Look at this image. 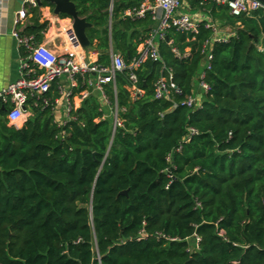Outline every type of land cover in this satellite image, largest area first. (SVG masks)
Listing matches in <instances>:
<instances>
[{
	"label": "trees",
	"instance_id": "obj_1",
	"mask_svg": "<svg viewBox=\"0 0 264 264\" xmlns=\"http://www.w3.org/2000/svg\"><path fill=\"white\" fill-rule=\"evenodd\" d=\"M140 2L112 0L111 12L110 0L77 3L100 63L109 62L110 45L126 62L135 54L151 16L123 12ZM187 4L231 27L226 40L208 45L199 107L154 99L153 84L167 68L183 91L173 101L194 90L211 39L203 22L197 34L170 29L171 45L158 43L161 59L137 72L141 97L130 99L126 71L116 93L104 87L125 108L113 135L96 93L63 126L41 96L29 97L20 127L0 100V264H264V14ZM30 13L23 32L38 42L45 24L37 8ZM43 96L53 99L54 88ZM189 128L196 133L184 140Z\"/></svg>",
	"mask_w": 264,
	"mask_h": 264
},
{
	"label": "built area",
	"instance_id": "obj_2",
	"mask_svg": "<svg viewBox=\"0 0 264 264\" xmlns=\"http://www.w3.org/2000/svg\"><path fill=\"white\" fill-rule=\"evenodd\" d=\"M8 0H0V34L6 32V18L3 16V10L7 6ZM188 0H141L139 6L126 9L123 12L125 17H143L147 12L151 16L152 25L149 31L136 46L135 54L126 62L122 54L115 51L110 45L109 62L106 64L98 61V55L94 58L88 57L87 50L74 29L72 19L69 17L67 25L59 28L63 38V53H58L47 44L37 42L34 34L23 32L27 19L31 16V10L41 8L38 0H22L21 7L13 16L14 27L10 34L15 38L21 56L19 58L18 77L8 85L0 89V100L9 104V110L6 119L10 124L20 127L22 122L29 116L30 112L26 109V102L29 97L41 96L43 104L52 105L54 120L56 110L62 108L61 126L70 120L72 109L81 105L90 94L96 93L100 103L102 116L100 119H109L112 124V135L117 128L123 126L124 119L120 115L125 108H119L117 101L111 102L109 96L104 90L107 84H113L116 93L115 81L119 74L126 71L125 88L129 93L131 100L137 99L144 94V90L139 85L137 72L139 68L148 60H160L158 43L166 40L169 45L168 32L174 29L178 32L188 34L198 33V24L203 22L205 28L211 31L210 42H205L202 53L204 59L202 69L196 75L194 80V90L186 94L183 100L176 102L172 100V95L181 96L182 89L175 83L172 71L165 70L160 74L153 84L154 99H168L172 101L173 107L185 105L190 109L199 107L204 93L208 90L205 82L206 70L210 68L212 59L211 50L208 47L210 43L226 40L228 32H223L219 20L212 19L207 12L196 10L195 14L179 12L183 4ZM201 2H210L217 7L224 6L233 16L241 14L250 15L253 12H262L264 14V3L261 0H199ZM109 12L112 10V0H110ZM112 20L109 19L107 29L110 34ZM171 51L179 58L188 56V51L180 53L176 48L171 47ZM97 54V51H94ZM65 80L66 86L62 85L61 80ZM83 86L78 92H74L79 86ZM54 88L56 96L52 99L43 96L46 92ZM196 133L193 128L188 129V134L184 140ZM223 231H219L222 235ZM199 238L194 237L195 247Z\"/></svg>",
	"mask_w": 264,
	"mask_h": 264
},
{
	"label": "crops",
	"instance_id": "obj_3",
	"mask_svg": "<svg viewBox=\"0 0 264 264\" xmlns=\"http://www.w3.org/2000/svg\"><path fill=\"white\" fill-rule=\"evenodd\" d=\"M21 2L22 0H8L6 8L3 10V16L6 18V32L0 34V89L18 77L19 58L23 52L19 50L15 38L10 34V30L14 27L13 16L20 9ZM192 10L188 5L183 4L179 12L195 14L196 10L193 12ZM39 12L41 14L39 21L45 24V28L40 32L41 37L38 42L47 44L58 53H63V38L59 28L61 29L68 24L69 17L54 14L50 5H42ZM85 49L88 57L94 58L97 55L99 57L98 51L90 44ZM94 51H97V54ZM61 83L66 86L64 79L61 80ZM56 113L61 114L60 117L62 119V108L59 107Z\"/></svg>",
	"mask_w": 264,
	"mask_h": 264
},
{
	"label": "water",
	"instance_id": "obj_4",
	"mask_svg": "<svg viewBox=\"0 0 264 264\" xmlns=\"http://www.w3.org/2000/svg\"><path fill=\"white\" fill-rule=\"evenodd\" d=\"M48 2L53 9V13L57 15H65L72 19L73 29L84 47L89 46L90 42L86 35V30L93 25L87 21L85 16L80 15V8L77 3H98V0H38L39 6L42 2ZM264 3V0H261ZM126 190L121 191L120 194H126Z\"/></svg>",
	"mask_w": 264,
	"mask_h": 264
},
{
	"label": "rangeland",
	"instance_id": "obj_5",
	"mask_svg": "<svg viewBox=\"0 0 264 264\" xmlns=\"http://www.w3.org/2000/svg\"><path fill=\"white\" fill-rule=\"evenodd\" d=\"M194 10H192V12H193ZM220 23H221V29H222V31L223 32H228L229 30H231V27L228 25V24H224V23H222L221 21H219ZM61 116V114H59V113H56V116H55V119H56V121L58 122V123H60V117Z\"/></svg>",
	"mask_w": 264,
	"mask_h": 264
}]
</instances>
